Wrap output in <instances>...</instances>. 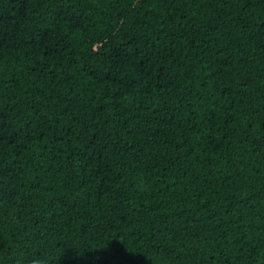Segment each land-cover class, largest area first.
<instances>
[{"label":"trees","instance_id":"1","mask_svg":"<svg viewBox=\"0 0 264 264\" xmlns=\"http://www.w3.org/2000/svg\"><path fill=\"white\" fill-rule=\"evenodd\" d=\"M0 264H264V0H0Z\"/></svg>","mask_w":264,"mask_h":264},{"label":"clouds","instance_id":"2","mask_svg":"<svg viewBox=\"0 0 264 264\" xmlns=\"http://www.w3.org/2000/svg\"><path fill=\"white\" fill-rule=\"evenodd\" d=\"M3 228H4V225H3V223H2V222H0V231H2V230H3ZM33 264H36V261H33Z\"/></svg>","mask_w":264,"mask_h":264}]
</instances>
